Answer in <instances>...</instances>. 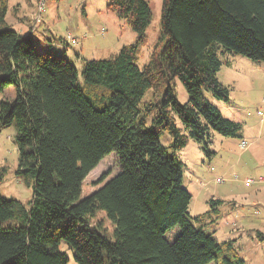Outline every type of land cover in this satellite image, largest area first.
<instances>
[{"label": "trees", "instance_id": "1", "mask_svg": "<svg viewBox=\"0 0 264 264\" xmlns=\"http://www.w3.org/2000/svg\"><path fill=\"white\" fill-rule=\"evenodd\" d=\"M8 2L0 0V92L12 86L16 97L0 103V134L15 128L17 174L34 198L26 206L0 194V264H69L63 243L78 264H246L233 241L215 236L219 199L191 216L177 153L193 141L212 161L214 132L243 138L241 123L207 95L230 102L218 79L221 56L264 62V0H164L159 46L143 67L149 0H107L136 41L112 58L86 61L82 82L69 41L38 52L31 32L7 23ZM162 130L170 146L161 143ZM113 153L119 172L81 198L88 175ZM99 212L112 236L94 222Z\"/></svg>", "mask_w": 264, "mask_h": 264}, {"label": "rangeland", "instance_id": "2", "mask_svg": "<svg viewBox=\"0 0 264 264\" xmlns=\"http://www.w3.org/2000/svg\"><path fill=\"white\" fill-rule=\"evenodd\" d=\"M163 1L149 0L153 16L146 32L147 43L139 55L141 67L159 46ZM42 3L44 11L38 20ZM6 21L23 35L31 32L38 43V52L47 50L50 42L58 51L63 50L61 38L67 39V55L76 65L81 82L86 61L112 58L124 46L136 41L131 27L107 8V0H9ZM69 35L79 39L78 46L71 42ZM221 60L218 79L229 88L230 102L218 101L210 94L207 97L226 118L241 123L243 138H227L214 132L211 150L217 151V157L212 161L203 147L193 141L177 155L186 165L184 186L193 196L191 216L207 212L210 200L219 199L220 215L214 225L217 240L233 241L246 264H264V121L258 116V110L264 111V62L233 53L221 56ZM174 87L178 101L186 104L189 95L179 79L175 80ZM15 97L14 87H7L0 92V103ZM15 136L14 127L0 134V194L28 206L34 191L17 174L19 148ZM159 136L163 145L170 146L169 133L162 130ZM243 140L249 145L244 150L240 147ZM118 172L116 155H108L86 178L81 198L102 187ZM94 222H101L112 236L114 227L105 213L99 212ZM61 248L67 253L69 264H78L73 250L64 243Z\"/></svg>", "mask_w": 264, "mask_h": 264}, {"label": "built area", "instance_id": "3", "mask_svg": "<svg viewBox=\"0 0 264 264\" xmlns=\"http://www.w3.org/2000/svg\"><path fill=\"white\" fill-rule=\"evenodd\" d=\"M44 11V3H42L39 7V16H38V20H39V17L41 16L42 12ZM69 39L72 41L73 44H77V41L72 38L71 35H69ZM258 116H260L262 118V120L264 121V111H258ZM249 146L247 141H242V143L240 144V147L241 149H246V147ZM248 148V147H247ZM223 180L222 179H219L218 182H222ZM250 182H252L253 180L249 179ZM249 184V183H247Z\"/></svg>", "mask_w": 264, "mask_h": 264}, {"label": "crops", "instance_id": "4", "mask_svg": "<svg viewBox=\"0 0 264 264\" xmlns=\"http://www.w3.org/2000/svg\"><path fill=\"white\" fill-rule=\"evenodd\" d=\"M233 120H235L236 122H238V120H236V119H233Z\"/></svg>", "mask_w": 264, "mask_h": 264}]
</instances>
